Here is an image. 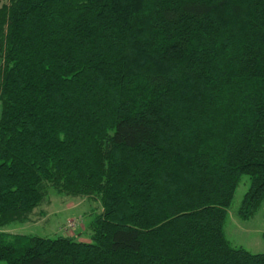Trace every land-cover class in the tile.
I'll use <instances>...</instances> for the list:
<instances>
[{
    "label": "trees",
    "instance_id": "16d2710c",
    "mask_svg": "<svg viewBox=\"0 0 264 264\" xmlns=\"http://www.w3.org/2000/svg\"><path fill=\"white\" fill-rule=\"evenodd\" d=\"M0 106V264H264V0H0ZM54 192L90 241L6 230Z\"/></svg>",
    "mask_w": 264,
    "mask_h": 264
},
{
    "label": "rangeland",
    "instance_id": "374dc122",
    "mask_svg": "<svg viewBox=\"0 0 264 264\" xmlns=\"http://www.w3.org/2000/svg\"><path fill=\"white\" fill-rule=\"evenodd\" d=\"M249 185L250 178L244 174L229 207L224 231L233 245L259 253L264 252V202L250 218L244 219L238 214ZM97 211H101V204L96 199L61 196L54 192L50 194L47 201L35 209L29 222L12 224L6 227V230L44 237H56L68 233L78 234L79 239L90 241L88 233H83L82 230L88 228Z\"/></svg>",
    "mask_w": 264,
    "mask_h": 264
}]
</instances>
